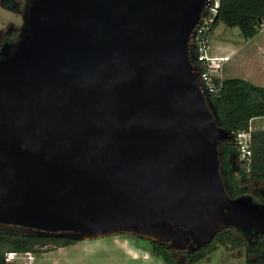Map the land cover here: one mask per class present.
Returning <instances> with one entry per match:
<instances>
[{
    "label": "water",
    "instance_id": "obj_1",
    "mask_svg": "<svg viewBox=\"0 0 264 264\" xmlns=\"http://www.w3.org/2000/svg\"><path fill=\"white\" fill-rule=\"evenodd\" d=\"M206 1L25 0L0 46V229L177 251L264 233V202L221 175L234 134L190 43Z\"/></svg>",
    "mask_w": 264,
    "mask_h": 264
},
{
    "label": "trees",
    "instance_id": "obj_2",
    "mask_svg": "<svg viewBox=\"0 0 264 264\" xmlns=\"http://www.w3.org/2000/svg\"><path fill=\"white\" fill-rule=\"evenodd\" d=\"M3 4L14 11L18 9L13 0H3ZM219 22H223L227 27H236L243 39H251L264 25V0H220L211 30ZM15 38L16 35L13 39ZM209 95L221 126L233 134L247 129L251 119L264 116V86L255 85L246 79L221 78L217 90ZM251 135L250 170L245 172L241 166L236 174L226 176L228 191L232 197L249 195L254 201L264 202V191L257 193L252 189L254 182H264V129L252 130ZM222 150L225 166L232 164L231 159L237 161L233 143H225ZM251 236L229 226L218 231L207 244L194 249L192 245V249L187 251L174 250L168 242L143 240L148 243L151 254L160 257L164 264H194L211 254L219 245L228 246L230 249L242 248L246 254L245 264H264V234L256 233ZM76 241L0 229V264H8L4 259L7 251L30 252L38 256L46 251L44 247L49 244L64 247ZM178 254L181 257H177Z\"/></svg>",
    "mask_w": 264,
    "mask_h": 264
},
{
    "label": "rangeland",
    "instance_id": "obj_3",
    "mask_svg": "<svg viewBox=\"0 0 264 264\" xmlns=\"http://www.w3.org/2000/svg\"><path fill=\"white\" fill-rule=\"evenodd\" d=\"M24 1L13 0L18 8L14 11L4 6L3 0H0V46L6 41L11 43L15 40L13 37L19 32L23 8L21 5ZM209 38L212 53L231 54L224 64L222 78L240 77L255 85L264 86V25L256 36L243 39L236 27H227L223 22H219L210 31ZM225 181L227 182L226 179ZM252 189L263 193L264 182H254ZM44 249L45 255L40 254L35 258L36 264H164L160 257L151 254L149 245L143 238L128 233L90 240L80 239L64 247L49 244ZM177 257L181 255L178 254ZM16 259L20 260L19 264H28L26 258ZM245 263L246 254L242 248L230 249L228 246L219 245L211 254L194 264Z\"/></svg>",
    "mask_w": 264,
    "mask_h": 264
},
{
    "label": "built area",
    "instance_id": "obj_4",
    "mask_svg": "<svg viewBox=\"0 0 264 264\" xmlns=\"http://www.w3.org/2000/svg\"><path fill=\"white\" fill-rule=\"evenodd\" d=\"M220 0H207L204 7L202 18L195 27L192 38L190 39L192 54L195 56V65L198 68L201 81L200 88L204 93H213L217 90L219 80L222 78L224 64L230 59L231 54L216 55L211 51L209 33L212 23L218 13ZM251 126L247 129L239 130L234 134L233 145L236 150V159L240 162L243 170L248 172L251 164ZM26 258L28 264L33 260L30 252L7 251L4 254L5 261L16 258Z\"/></svg>",
    "mask_w": 264,
    "mask_h": 264
},
{
    "label": "flooded vegetation",
    "instance_id": "obj_5",
    "mask_svg": "<svg viewBox=\"0 0 264 264\" xmlns=\"http://www.w3.org/2000/svg\"><path fill=\"white\" fill-rule=\"evenodd\" d=\"M228 143H230V142H228ZM224 144H222V149H223ZM222 152H223V150H222ZM231 162H232V164L230 166H225L224 161H223V154H222V157H221V175H222L224 180L226 179V176L236 174L241 169V164L239 161H235L234 159L232 161V159H231ZM236 229L241 230L240 228H236ZM242 232H247L250 235V237H252L251 235H256V233H254L253 231H249V230L248 231H242ZM257 233H259V232H257ZM259 234H261V233H259ZM262 234H264V233H262ZM189 244L190 245L185 249L186 251L188 249H192V248H190V246H192V243H189ZM194 248H195V245L193 246V249Z\"/></svg>",
    "mask_w": 264,
    "mask_h": 264
},
{
    "label": "crops",
    "instance_id": "obj_6",
    "mask_svg": "<svg viewBox=\"0 0 264 264\" xmlns=\"http://www.w3.org/2000/svg\"><path fill=\"white\" fill-rule=\"evenodd\" d=\"M250 126H251L252 130H256V129H260V130L262 129L263 130L264 129V116L255 117V118L251 119ZM45 253L46 252H44V253L42 252L41 253L42 255H40V256H44ZM38 256L35 257V255H34V259L31 261L30 264H36L35 258H37ZM143 258H145V257L143 256ZM19 261H20L19 259H14V260L8 261V264H11V263L19 264ZM25 264H27V263H25Z\"/></svg>",
    "mask_w": 264,
    "mask_h": 264
}]
</instances>
